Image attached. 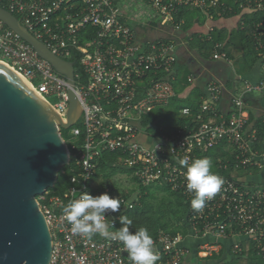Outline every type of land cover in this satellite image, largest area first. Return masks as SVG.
Segmentation results:
<instances>
[{
	"label": "built area",
	"instance_id": "built-area-1",
	"mask_svg": "<svg viewBox=\"0 0 264 264\" xmlns=\"http://www.w3.org/2000/svg\"><path fill=\"white\" fill-rule=\"evenodd\" d=\"M0 2L12 14L20 15V22L58 57H70L72 50L82 55L86 81L77 82L75 74L74 89L81 116L70 128L72 138L67 144L79 172L71 178V185L63 195H50L47 191L39 197L52 234L50 264H132L121 243L99 235L91 240L73 235L63 215L66 204L79 199L82 192L94 197L107 192L120 201V212L107 218L109 229L115 230L119 217L140 203L138 189L125 195L102 184L95 186L99 180L98 159L103 153H120L119 160L110 167L129 172L127 178L138 187L165 186L185 198L188 210L183 224L188 232L173 235L161 231L153 245L159 257L156 264H223L226 258L246 259L244 243L253 246L264 258V142L249 128L245 105V95L261 94L264 90V0H239L236 12L262 14L253 25L262 69L260 82L245 84L243 91L234 96V109L228 118L216 108L222 87L210 84L208 100L198 115L201 123L193 131L180 130L173 137L159 138L146 132L142 117L167 105L175 96L172 83L177 65L175 45L157 42L159 39L144 41L132 25L155 21L157 25H173L174 15L185 6L198 8L213 20L214 16L208 14L210 9H216L217 16L223 18L232 13V7L220 0H83L81 11L74 12L69 7L64 16H59L58 12L71 0ZM137 4L136 11L133 6ZM0 55L8 61L1 57L0 60L44 100L56 97V103L47 102L66 120L70 89L66 77L2 21ZM224 58L225 54L217 52L213 56V60ZM161 73L163 77H159ZM189 82L192 83V78ZM183 114L188 116L190 110H183ZM79 122L82 127L77 128ZM219 147H224L231 156L232 172L239 175L228 177L212 171L223 184L206 201L203 210L194 211L191 207L194 193L186 187L187 168L179 161L187 159L191 163L199 152ZM230 163L219 161L218 170L229 171ZM191 240L201 241L193 256L186 245Z\"/></svg>",
	"mask_w": 264,
	"mask_h": 264
},
{
	"label": "water",
	"instance_id": "water-1",
	"mask_svg": "<svg viewBox=\"0 0 264 264\" xmlns=\"http://www.w3.org/2000/svg\"><path fill=\"white\" fill-rule=\"evenodd\" d=\"M0 21L70 84L64 120L0 60V264H50L52 234L38 197L55 187L60 171L71 161L62 130L81 116L75 69L2 7Z\"/></svg>",
	"mask_w": 264,
	"mask_h": 264
},
{
	"label": "trees",
	"instance_id": "trees-1",
	"mask_svg": "<svg viewBox=\"0 0 264 264\" xmlns=\"http://www.w3.org/2000/svg\"><path fill=\"white\" fill-rule=\"evenodd\" d=\"M83 0H71L66 6H63L58 12L59 16H64L67 13L69 7L73 8V11H81L83 9ZM221 3L226 6L232 7V13L226 14L224 17L229 18L238 15L237 10L239 0H220ZM0 7L9 10L7 5L0 2ZM237 10V11H236ZM70 12V11H69ZM216 9H210V15L214 16V19L218 18ZM237 12V13H236ZM20 21L21 16L13 13ZM262 14L251 13L243 15L241 22L244 24L232 31L226 32L224 30L215 29L211 33L210 38H199L198 35H194L192 39H188L189 49L197 50L200 56L206 60L213 59L214 54H225L226 57L235 62L237 65L243 67V71H250L255 65L259 64L260 56L257 50V45L254 39V24ZM264 17V15H263ZM208 19L207 13L198 8L191 6L180 7L173 18V25H168L172 29L180 30L182 32H188L196 24L202 26ZM23 22V21H22ZM157 22H151V27L157 26ZM92 33V32H91ZM94 34V31H93ZM34 35H36L34 33ZM89 36V35H88ZM92 36V35H91ZM94 36V35H93ZM90 38V37H87ZM82 40V39H81ZM157 41V40H156ZM175 44L178 39L175 37L167 39H159L157 42ZM82 55L77 50L71 51L70 57H63L64 60L73 63L75 74L77 76L76 81H86L84 75V68L81 64ZM191 70L185 66L176 67L173 77V88L175 96L170 99L167 105L161 106L151 113L142 117V126L146 132L153 137H173L180 130L193 131L201 121L198 120V115L201 113V107L207 102V93L199 88L193 89L186 97L184 93L190 88L189 82ZM164 74H160L159 77H163ZM264 106V99H263ZM189 109L190 114L188 116L183 114V110ZM229 116H227L228 118ZM205 121L207 116H205ZM80 128V127H77ZM249 128L254 130L259 138L260 142H264V115L261 117H255L252 113H249ZM71 129L62 130L64 140L68 145L71 142ZM121 154L120 153H103L98 159V174L97 177H103L105 183L102 186L108 187L113 191H120L118 187L110 184L109 178L115 172L121 171L125 174H130L127 171L112 169L110 164L116 163ZM207 158L211 161V171L221 173L228 177L238 176V173H233V159L225 151L224 147L211 149L208 151H201L198 153L196 159ZM230 160L229 171H219V161ZM79 169L76 167L75 162L71 159L70 164L60 171L58 181L54 188L49 189L50 195H63L71 185V178L77 175ZM255 174H257L255 172ZM138 191L141 194L140 203L131 210L126 211L122 216H127L132 220L130 231H136L140 227L148 229L153 241L158 239L161 231L171 233L173 235L181 233L187 234L188 229L183 224L185 216L187 214L188 205L185 202V198L182 194L173 192L170 188L161 187H137L136 189L121 191L125 195H131L134 191ZM41 206L43 202L38 197ZM122 227L120 222L117 224V229ZM246 245V244H245ZM244 245V247H245ZM251 247V246H250ZM248 250L246 261L244 264H264V258L260 255L254 247Z\"/></svg>",
	"mask_w": 264,
	"mask_h": 264
},
{
	"label": "clouds",
	"instance_id": "clouds-1",
	"mask_svg": "<svg viewBox=\"0 0 264 264\" xmlns=\"http://www.w3.org/2000/svg\"><path fill=\"white\" fill-rule=\"evenodd\" d=\"M187 168L185 174L186 187L194 193L191 207L194 211H201L206 201L220 190L223 180L211 171V161L207 158L195 159L191 163L187 159L179 161ZM63 215L71 225L73 235H79L91 240L99 235L107 240L119 242L123 245L132 264H156L159 257L153 251L154 241L145 227L130 231L132 220L127 216H120V228L110 230L107 218L111 213L120 212L119 197H112L107 192L92 196L89 192L81 193L79 199L69 201L63 208Z\"/></svg>",
	"mask_w": 264,
	"mask_h": 264
},
{
	"label": "crops",
	"instance_id": "crops-1",
	"mask_svg": "<svg viewBox=\"0 0 264 264\" xmlns=\"http://www.w3.org/2000/svg\"><path fill=\"white\" fill-rule=\"evenodd\" d=\"M247 15V14H243ZM243 15H236L229 18L218 17L213 20L207 19L204 25L196 24L188 32L172 29L168 25H157L151 27L150 25H132L138 29L139 36L142 40H157L175 37L178 39L175 45V55L177 58L176 67L185 66L191 70L190 78L192 83L190 88L184 93L185 97L195 88H199L207 93V87L216 83L222 87V95L216 105L217 110L225 117L230 116L233 112V98L240 94L245 84L256 85L262 78V69L260 63L255 65L250 71H243L241 65L235 64L234 61L227 57L220 60H206L200 56L197 50L189 49L188 39H192L194 35L199 38H210L215 29L232 32L236 30L239 25H242ZM224 54V53H223ZM245 105L249 113L255 117L264 115L263 97L260 94L245 95ZM146 144V141L143 140ZM200 240L187 241L186 245L194 255ZM229 249L230 245L226 244ZM229 246V247H228ZM248 250L252 249L249 245H245ZM253 250V249H252ZM246 251V258L248 252ZM231 262V259L226 258L225 262ZM238 261V260H237ZM246 261V259H245Z\"/></svg>",
	"mask_w": 264,
	"mask_h": 264
},
{
	"label": "rangeland",
	"instance_id": "rangeland-1",
	"mask_svg": "<svg viewBox=\"0 0 264 264\" xmlns=\"http://www.w3.org/2000/svg\"><path fill=\"white\" fill-rule=\"evenodd\" d=\"M133 7H135V10L137 11L139 9V5L137 4L134 5ZM1 59H6L4 57H2L0 55ZM7 60V59H6ZM8 61V60H7ZM261 97H263L264 99V90L262 91V93L260 94ZM47 101L50 103H56L58 101V99L56 97H49L47 98ZM76 127H82V122H79ZM69 130V129H68ZM128 177V174L122 173L121 171L115 172V174H112L111 177L109 178V182L110 184L115 185L116 187H118V189L120 191H128V190H134L136 189L138 186L136 184L133 183L132 180H130ZM105 183V179L103 177H100L99 180L95 183V186L98 187L101 184ZM156 188V187H153ZM246 243H244L245 245ZM223 264H244L243 261H237V260H233L231 262L227 261Z\"/></svg>",
	"mask_w": 264,
	"mask_h": 264
}]
</instances>
